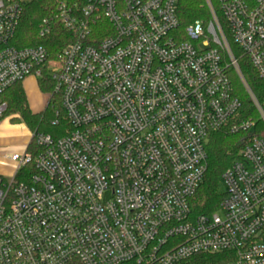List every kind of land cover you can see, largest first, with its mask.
Returning <instances> with one entry per match:
<instances>
[{"label": "built area", "instance_id": "1", "mask_svg": "<svg viewBox=\"0 0 264 264\" xmlns=\"http://www.w3.org/2000/svg\"><path fill=\"white\" fill-rule=\"evenodd\" d=\"M30 1L0 0V120L5 92L44 72L68 127L55 119L61 136L33 131L6 156L0 264H264V106L228 38L264 81V0H204L209 20L186 27L179 0H61L39 25L44 39L57 24L73 35L54 58L12 45ZM219 131L243 134L239 159L221 176L219 210L195 215Z\"/></svg>", "mask_w": 264, "mask_h": 264}, {"label": "trees", "instance_id": "2", "mask_svg": "<svg viewBox=\"0 0 264 264\" xmlns=\"http://www.w3.org/2000/svg\"><path fill=\"white\" fill-rule=\"evenodd\" d=\"M59 1L61 0H31L25 5L12 45L17 48L45 46L49 50L51 58H54L69 44L73 43V35L60 24L55 25L49 39L39 36L40 23L44 18L54 13ZM177 14L182 27H186L197 20L207 22L210 18L204 0H179ZM228 38L234 54L239 59L244 79L260 104L264 106V81L259 78L249 60L241 56V52L234 44L229 33ZM230 76L235 93L242 102L240 117L244 119L252 117L258 120V128L255 131L257 136L262 131L263 126L259 122L256 109L238 75L231 72ZM38 86L42 93H50L53 90V83L48 80V75L44 72L43 77L38 80ZM2 100L7 104L5 116L11 117L12 122L24 123L31 131L37 130L59 137L62 133L58 127L56 128L51 125L55 119L61 121V127H68L59 98H51L45 110L35 114L30 109L22 83H17L5 92ZM242 137L243 134H232L228 131H219L210 135L207 144L208 168L205 180L194 202L193 210L195 215H211L219 210L221 200L224 197L220 189L221 176L235 160L239 159ZM28 151H33V143L29 145ZM27 171L28 174H31L33 167H29L23 174L19 175V181L24 180V175ZM211 257V255H202L201 257H196L195 260L198 264H210ZM217 259H220L219 263H224L229 260V256L227 254H218ZM70 264L81 263L74 261Z\"/></svg>", "mask_w": 264, "mask_h": 264}, {"label": "crops", "instance_id": "3", "mask_svg": "<svg viewBox=\"0 0 264 264\" xmlns=\"http://www.w3.org/2000/svg\"><path fill=\"white\" fill-rule=\"evenodd\" d=\"M22 85H23V88L25 90L27 100H28V103H29V106H30V109L32 110V112L35 114L43 112L47 105L45 107L42 106V102L40 101V97H39L40 95L39 94H43L46 96L47 104L49 101V97H48L47 93L41 92V90L38 86V81L34 77H30L27 80H25L22 83ZM17 123H21V122H17ZM17 123L12 122L11 118H10V123L0 122V133L4 129L14 128L15 127L14 124H17ZM13 140H15V139L8 137L7 135H1L0 134V163L4 162V161L9 162L6 159V156L11 155L13 153H16V145L11 144V142ZM26 140H28V144H29L30 137L26 138ZM27 146L22 148V150L25 151Z\"/></svg>", "mask_w": 264, "mask_h": 264}, {"label": "rangeland", "instance_id": "4", "mask_svg": "<svg viewBox=\"0 0 264 264\" xmlns=\"http://www.w3.org/2000/svg\"><path fill=\"white\" fill-rule=\"evenodd\" d=\"M47 93L48 97H49V92H45ZM40 96V101L42 102V106L45 107L47 105V99L46 96L43 94H39ZM10 118L11 117H6L4 116L0 122H4V123H10ZM15 127L12 129H4L0 134L1 135H7L8 137L14 138L15 140H13L11 142L12 145H16V153H23L24 150H22V148H24L25 146L28 145V140H26V138L31 137V133L33 131H31L24 123H17L14 124ZM14 173V167L10 162L4 161L0 163V176L9 180L12 175ZM220 189L223 192L224 188H223V184L220 183Z\"/></svg>", "mask_w": 264, "mask_h": 264}]
</instances>
